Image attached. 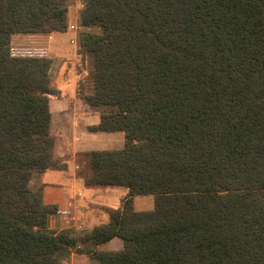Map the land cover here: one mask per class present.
I'll list each match as a JSON object with an SVG mask.
<instances>
[{
    "label": "trees",
    "instance_id": "trees-1",
    "mask_svg": "<svg viewBox=\"0 0 264 264\" xmlns=\"http://www.w3.org/2000/svg\"><path fill=\"white\" fill-rule=\"evenodd\" d=\"M67 0H0V264H264V0H81L93 70L77 96L93 131L125 134L88 155V185L124 188L108 221L77 238L47 226L31 189L53 159L51 60L13 35L66 28ZM84 83V84H85ZM151 196L153 209L134 210ZM118 252L96 250L112 239ZM90 243L83 250L78 244Z\"/></svg>",
    "mask_w": 264,
    "mask_h": 264
},
{
    "label": "crops",
    "instance_id": "crops-1",
    "mask_svg": "<svg viewBox=\"0 0 264 264\" xmlns=\"http://www.w3.org/2000/svg\"><path fill=\"white\" fill-rule=\"evenodd\" d=\"M65 17L66 28L64 31L48 35L34 34L35 38L24 40L25 42H35V39H37L38 42L36 41V43H40V45L44 43L42 48H45L53 55L49 57L38 55L37 57L55 59L56 54H68L69 51L66 50V52L60 46L61 44L57 37L61 34L69 35V40L72 42L71 36L74 35L72 30H74L76 24L69 27L68 11ZM78 26L80 27V23ZM67 69L64 71L61 69L58 78L69 89L70 97H66V94L64 95L63 91L60 90L58 98L48 99L50 112L49 131L54 139L53 159L57 162L59 168L44 171L33 180L31 185L32 190L40 192L42 206L54 208V213L47 218V226L55 231L75 228L81 230L90 221L92 209H111L108 206H117L116 209H119L128 195V190L124 188H100L87 183L88 155L93 151L121 149L124 141L116 149H92L96 148L98 144L113 142V139L120 135V132L103 133L93 131L92 128L100 124V115H96L93 112L94 108L80 101L76 94L78 82L76 74L73 73L72 77L69 76V70L67 71ZM60 86L59 84L58 88ZM66 160L71 162L70 167L65 165L64 162ZM136 198L133 197L134 207ZM122 248V241L115 238L104 245L97 246L96 250L118 252ZM89 260H91L89 264H98L96 260L85 254L71 252L68 255L63 254L59 264H87Z\"/></svg>",
    "mask_w": 264,
    "mask_h": 264
},
{
    "label": "rangeland",
    "instance_id": "rangeland-1",
    "mask_svg": "<svg viewBox=\"0 0 264 264\" xmlns=\"http://www.w3.org/2000/svg\"><path fill=\"white\" fill-rule=\"evenodd\" d=\"M81 8V0H67V9H68V25H75L74 30V35L71 36L72 42L69 40L70 36L69 35H58L57 40L60 42V46L66 51H69L68 54H56L55 59H50L51 60V68H50V73H49V78H50V87L53 88V90H56L57 93L53 96H50L48 99L51 98H58L59 95L58 93L60 90L63 91L64 95L66 94V97H70L69 94V89L65 87L62 81L58 78V74L60 73L61 69L64 71L67 69L68 75L73 76V73L76 74L77 81L83 80V82H87V79L89 78L90 73L93 70L92 67V62H91V57L85 53L82 52L80 49V44L82 41L87 40L88 35H94V34H99L100 31L98 28H81L78 26L79 25V11ZM70 30V29H69ZM35 38L33 35H13L11 37V43H10V50L11 53L14 55H23V56H38V55H44V56H53L50 54L48 50L45 48H42L44 46V43L40 45V43H36V41H31V42H25L24 40H30ZM38 42V41H37ZM66 51V52H67ZM58 55V56H57ZM62 56V57H60ZM83 85L86 87L85 83ZM61 85L60 88H58V85ZM78 86V82H77ZM77 86H76V94H77ZM102 109L100 108H94V113L96 115H100ZM122 141H125V134L120 132V135H117L113 139V142L107 143V144H98L96 148L92 149H97V150H109V149H116L118 148V145H122ZM119 142V143H118ZM65 165L71 166V162L66 160ZM135 200V211L139 212H147L151 211L153 209V199L151 196H136ZM111 209H104V208H97V209H92V215L89 218V222H87L84 227L79 230L77 228L75 229H70L71 231L74 232L75 236L77 238H82L86 233L90 231L95 226H98L100 224H103L107 221V213L106 211L116 209L117 206H108ZM80 249L87 250L92 248V245L90 243H85V244H78ZM72 251H65V254H70ZM91 263V260L88 261L87 264ZM59 264V263H58Z\"/></svg>",
    "mask_w": 264,
    "mask_h": 264
}]
</instances>
